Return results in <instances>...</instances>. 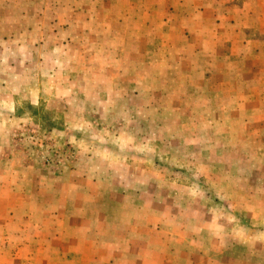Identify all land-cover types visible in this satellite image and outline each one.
Here are the masks:
<instances>
[{
    "label": "rangeland",
    "instance_id": "374dc122",
    "mask_svg": "<svg viewBox=\"0 0 264 264\" xmlns=\"http://www.w3.org/2000/svg\"><path fill=\"white\" fill-rule=\"evenodd\" d=\"M187 1L0 0V264H264V0Z\"/></svg>",
    "mask_w": 264,
    "mask_h": 264
},
{
    "label": "crops",
    "instance_id": "0c3cea01",
    "mask_svg": "<svg viewBox=\"0 0 264 264\" xmlns=\"http://www.w3.org/2000/svg\"><path fill=\"white\" fill-rule=\"evenodd\" d=\"M188 3L192 5V3L190 1H187V0H172V2L170 3L169 7H173V6H176V9H177V12L180 13L181 12V8L183 6H185L187 4L188 6ZM231 32H234V33H237V30H233L231 31V29L229 30H226L225 31V34L226 33H231ZM38 232V231H37ZM39 233V232H38ZM40 236L42 234V232L39 233Z\"/></svg>",
    "mask_w": 264,
    "mask_h": 264
},
{
    "label": "trees",
    "instance_id": "16d2710c",
    "mask_svg": "<svg viewBox=\"0 0 264 264\" xmlns=\"http://www.w3.org/2000/svg\"><path fill=\"white\" fill-rule=\"evenodd\" d=\"M35 111V109H33Z\"/></svg>",
    "mask_w": 264,
    "mask_h": 264
}]
</instances>
